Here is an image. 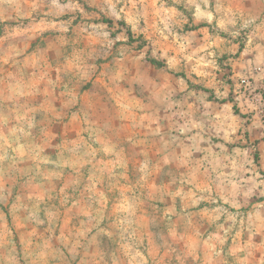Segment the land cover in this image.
Masks as SVG:
<instances>
[{
	"label": "clouds",
	"instance_id": "clouds-1",
	"mask_svg": "<svg viewBox=\"0 0 264 264\" xmlns=\"http://www.w3.org/2000/svg\"><path fill=\"white\" fill-rule=\"evenodd\" d=\"M0 264H264V0H0Z\"/></svg>",
	"mask_w": 264,
	"mask_h": 264
}]
</instances>
